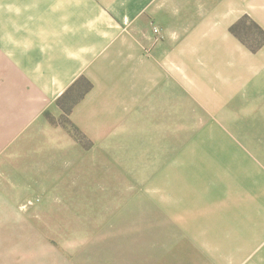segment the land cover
Wrapping results in <instances>:
<instances>
[{
    "label": "crops",
    "instance_id": "obj_1",
    "mask_svg": "<svg viewBox=\"0 0 264 264\" xmlns=\"http://www.w3.org/2000/svg\"><path fill=\"white\" fill-rule=\"evenodd\" d=\"M244 17L264 32V0H0V205L77 190L93 156H111L115 133L132 118L137 128L145 112L157 115L166 145L176 119L198 115L192 128L203 132L183 156V176L172 161L166 186L151 185L167 199L152 209L172 233L135 238L151 242L145 256L135 244V264H264V144L216 120L264 74V43L250 50ZM80 78L92 87L68 119L87 148L46 117L63 115L58 102L66 106ZM48 159L62 160L63 173L48 174L39 164ZM32 167L23 184L11 176ZM65 174L74 184L59 182ZM13 246L2 264H15Z\"/></svg>",
    "mask_w": 264,
    "mask_h": 264
},
{
    "label": "rangeland",
    "instance_id": "obj_2",
    "mask_svg": "<svg viewBox=\"0 0 264 264\" xmlns=\"http://www.w3.org/2000/svg\"><path fill=\"white\" fill-rule=\"evenodd\" d=\"M243 26L247 43L258 46L263 37L248 21ZM71 101L68 99L66 106ZM233 105L237 107L236 111L214 115L218 119L214 117L212 120L238 122L240 137H246L248 133L256 143L264 144V74ZM156 116L143 113L137 117V128V121L133 118L127 121L126 131L114 135L121 145L109 147L111 156H93L94 170L88 167L85 171L89 169V172L76 177L79 179L77 190L67 194H28L29 199L20 203L11 201L10 207L0 205V264L5 254L9 252L10 256L11 245H14L15 264H118V259L124 256L126 264H135L138 249L135 244L144 246L143 256L149 255L145 246L151 242L141 241L142 238L172 233L170 227L163 225L165 219L160 215L157 219L160 210L152 209L153 202L158 204L167 202V199L162 194H151V185L155 192L166 186L169 180L161 175L172 161L175 173L184 170L183 156L187 152H197L192 139L203 132L192 128L198 115H181L176 119V128L169 131L173 145H166L165 134L155 131ZM199 116L202 122L210 119L209 115ZM61 118L56 121L50 117L59 126ZM80 144L85 148L90 146L86 138ZM260 148L256 146V151ZM39 164L48 174L63 173L62 160L48 159ZM156 170L160 175L151 178L149 175ZM181 173L183 176L184 172H180L176 177ZM29 175H36L34 167L27 175L22 171L11 172L13 179L22 181L21 184ZM62 178L59 182L74 184L68 174ZM171 180L183 183L189 178L174 177ZM52 185L47 184L48 187ZM15 197L24 198L23 195ZM168 202L174 203L175 200L169 198ZM137 237L141 240L135 242ZM7 245L10 247L8 251Z\"/></svg>",
    "mask_w": 264,
    "mask_h": 264
},
{
    "label": "trees",
    "instance_id": "obj_3",
    "mask_svg": "<svg viewBox=\"0 0 264 264\" xmlns=\"http://www.w3.org/2000/svg\"><path fill=\"white\" fill-rule=\"evenodd\" d=\"M248 21L250 26L258 33L260 34L263 39L261 41V43L258 45L260 46L261 44L264 43V32L252 21H249V19L247 17H244L242 20H240V22L238 23V26L240 25H244V22ZM244 27V26H243ZM236 30H237V26H234L231 28V32L236 34ZM240 39H242L240 37ZM243 40V39H242ZM245 42V41H244ZM248 47L250 48V50L252 52H255L258 48V46H251L250 44H248ZM91 84L84 78H80L76 83H74V85H72V87L66 92V97L71 101V104L68 106H63L61 105V101L58 102V105H60V107L62 108L63 111V115L61 118L60 125L62 127H64L65 129H67L70 134L77 139L79 142L82 143V141L85 139L84 135L70 122V120L68 119V116L71 113V110L73 108V106L75 104H77L82 98L83 96L89 92V90L91 89ZM46 117L49 119V121L53 124H55L56 122L52 119H50V116L48 114H46Z\"/></svg>",
    "mask_w": 264,
    "mask_h": 264
},
{
    "label": "built area",
    "instance_id": "obj_4",
    "mask_svg": "<svg viewBox=\"0 0 264 264\" xmlns=\"http://www.w3.org/2000/svg\"><path fill=\"white\" fill-rule=\"evenodd\" d=\"M154 32H155V33H158V30H157V29H154Z\"/></svg>",
    "mask_w": 264,
    "mask_h": 264
}]
</instances>
